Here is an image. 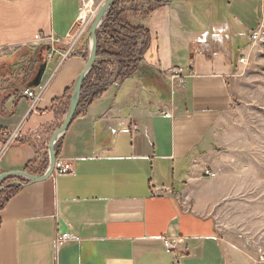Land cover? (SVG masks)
Listing matches in <instances>:
<instances>
[{
  "label": "crops",
  "instance_id": "1",
  "mask_svg": "<svg viewBox=\"0 0 264 264\" xmlns=\"http://www.w3.org/2000/svg\"><path fill=\"white\" fill-rule=\"evenodd\" d=\"M86 1L0 0V174L40 176L47 168L49 139L85 65L86 29L80 53L62 62L61 51L47 60L38 43L76 36L91 11ZM263 2L142 0L130 16L150 35L142 62L76 115L55 144L56 159L71 160L72 172L5 180L19 189L0 208V264H226L214 218L191 210L185 192L210 165L207 135L231 105V52L242 54ZM217 30L227 37L207 49L197 43ZM42 62L40 86L32 88L42 94L30 110L21 92ZM18 126L22 137L3 151L5 134ZM61 234L77 239L58 243ZM164 238L176 243L170 252Z\"/></svg>",
  "mask_w": 264,
  "mask_h": 264
},
{
  "label": "rangeland",
  "instance_id": "2",
  "mask_svg": "<svg viewBox=\"0 0 264 264\" xmlns=\"http://www.w3.org/2000/svg\"><path fill=\"white\" fill-rule=\"evenodd\" d=\"M157 1L149 0L151 4ZM86 2L92 4L85 33L105 0ZM136 6L143 8L142 0L128 3V8ZM261 21L264 7L259 24ZM257 28L247 32L242 54L231 52V105L207 135L210 165L185 192L191 210L214 218L225 247L226 264H264V40H249ZM74 38L62 43L44 41L38 46L46 51L50 48L53 55L56 49L63 52L72 44L77 48L82 41ZM242 56L247 59L246 65L238 61ZM171 91L166 93L168 98ZM206 169L215 175H204Z\"/></svg>",
  "mask_w": 264,
  "mask_h": 264
},
{
  "label": "trees",
  "instance_id": "3",
  "mask_svg": "<svg viewBox=\"0 0 264 264\" xmlns=\"http://www.w3.org/2000/svg\"><path fill=\"white\" fill-rule=\"evenodd\" d=\"M136 1L116 0L98 27L96 31V60L82 83L74 117L98 99L108 87L119 85L129 78L142 62L143 55L150 42V35L145 27L135 25L129 20L130 15L138 11V7L128 8V3L131 4ZM160 2L162 1H157V3ZM151 11L152 8L146 9L141 12V17L145 18ZM87 34L88 30L85 33V39H87ZM84 49V52L80 55L86 60L88 50L85 46ZM48 52L49 50L45 52V56ZM78 53H80L79 47L74 49L72 56H76ZM65 111L66 107L62 115L65 114ZM55 152L57 154V146ZM46 166L47 161H45ZM5 180L2 182V188L0 189V208L19 189V186L16 185L5 186Z\"/></svg>",
  "mask_w": 264,
  "mask_h": 264
},
{
  "label": "water",
  "instance_id": "4",
  "mask_svg": "<svg viewBox=\"0 0 264 264\" xmlns=\"http://www.w3.org/2000/svg\"><path fill=\"white\" fill-rule=\"evenodd\" d=\"M115 1L116 0H105L104 4L98 10V12H97L96 16L94 17L91 25L89 26V29H88V56H87V59L85 61V65H84L83 70L80 72V74L78 75V77L74 83V87H73L72 93L70 95L69 104H68L66 113L64 115L63 121H62L61 125L52 133V135L49 139L48 159H47L48 163H47V168H46L45 172L40 176L33 175V174L25 172V171L3 172L0 174V189L2 188V186H1L2 182L9 177L20 176V177H23V178L29 180L30 182L43 181V180L47 179L48 177H50V175L53 171L55 160H56L55 144H56L57 140L66 132V130L68 129V127H69V125H70V123H71V121L75 115V111L77 109L78 102H79V96H80V92H81L82 83H83L86 75L91 70V68H92V66L96 60V52H97L96 31H97L98 27L100 26L104 16L107 14L108 10L110 9V7L112 6V4ZM45 66H46V63H42L39 66L34 78L28 84L29 88H37L40 85V81H41L42 75L44 73Z\"/></svg>",
  "mask_w": 264,
  "mask_h": 264
},
{
  "label": "built area",
  "instance_id": "5",
  "mask_svg": "<svg viewBox=\"0 0 264 264\" xmlns=\"http://www.w3.org/2000/svg\"><path fill=\"white\" fill-rule=\"evenodd\" d=\"M84 29H82L81 31H79L77 33V35L75 36L74 40L77 41L78 38L81 36V34L83 33ZM222 36H224L225 38L227 37V35L222 31V30H217L213 33H208L203 32L200 36V38L197 40V43L202 46L203 48L207 49L210 41L211 42H220ZM249 40L250 42L253 43H258V42H262L264 40V21H261V23L259 24L258 28L256 31L251 32L250 36H249ZM51 43H59L60 41L54 38H50L49 40ZM74 44L71 45V47H68L66 50H64L63 52L60 53L61 56V62L64 61L65 59H67L68 57H70L72 55V53L74 52L73 48ZM53 49V48H52ZM57 50V49H56ZM55 50V51H56ZM52 56V52L49 51L46 55V59L49 60ZM238 61L240 64L242 65H246L247 64V59L242 56L238 58ZM171 75L170 78L172 80V82H174L175 78H178L179 75L182 73L181 69H171L170 70ZM176 83V82H175ZM177 83L181 84L182 80H177ZM40 86V85H39ZM29 101L30 103V110L33 109V107L36 105V103L40 100L41 98V94H42V88L41 89H32V88H25L22 90L21 92ZM174 94V91H172V95ZM163 113V112H162ZM165 116H169L168 113H163ZM130 128L136 129V123H131ZM111 132L115 133L114 130H111ZM22 137L21 132H20V126H18L15 130H13L10 133H6L5 134V141L3 144V151L9 146L11 145L13 142L18 141L20 138ZM36 138H40L39 135L35 136ZM73 169V162L71 160H67V159H56L55 163H54V167H53V173L55 175L58 174H66V173H70L72 172ZM204 175H211L214 176L215 174L213 172H209L207 169L204 170ZM70 239H77L75 236H71L70 234H61L59 236H57L56 240L57 242H64ZM164 242V246L166 248V252H170V250L175 246V241L170 240L169 238H164L163 240Z\"/></svg>",
  "mask_w": 264,
  "mask_h": 264
},
{
  "label": "bare ground",
  "instance_id": "6",
  "mask_svg": "<svg viewBox=\"0 0 264 264\" xmlns=\"http://www.w3.org/2000/svg\"><path fill=\"white\" fill-rule=\"evenodd\" d=\"M88 10V9H87ZM85 14H86V10H85Z\"/></svg>",
  "mask_w": 264,
  "mask_h": 264
}]
</instances>
